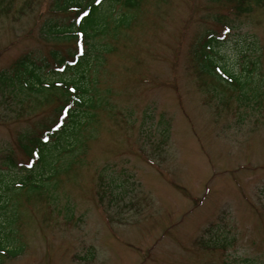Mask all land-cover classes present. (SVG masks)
Masks as SVG:
<instances>
[{
    "label": "rangeland",
    "instance_id": "374dc122",
    "mask_svg": "<svg viewBox=\"0 0 264 264\" xmlns=\"http://www.w3.org/2000/svg\"><path fill=\"white\" fill-rule=\"evenodd\" d=\"M52 2H0V71L26 54L39 64L51 48L74 47L40 37L45 19L71 14L54 15ZM233 6L142 0L120 28L93 38L92 116H78L75 144L68 132L50 148H66L51 180L18 184L28 159L18 137L37 131L57 101L0 94V222L22 248L0 264H264V4L237 15ZM122 12L116 5L112 17ZM211 29L220 71L249 81L243 104L229 80L195 60ZM66 155L72 164L62 169ZM216 234L223 249L207 247Z\"/></svg>",
    "mask_w": 264,
    "mask_h": 264
},
{
    "label": "trees",
    "instance_id": "16d2710c",
    "mask_svg": "<svg viewBox=\"0 0 264 264\" xmlns=\"http://www.w3.org/2000/svg\"><path fill=\"white\" fill-rule=\"evenodd\" d=\"M141 1L53 0L51 12L54 15L69 12L71 14L68 18L65 17L66 21L53 16L45 19L40 29V37L51 40L53 43L71 41L74 47L71 50H66V53L61 52L56 47L51 48L47 57H45L46 60L41 61L39 64L29 54H26L14 60L9 67L0 71V94L4 95L3 98L8 100L11 98L22 102L28 99L31 101L49 99L54 96L57 101V104L53 106L52 116L46 120L44 119L37 131H24L18 137L19 147L28 155L27 161L20 163L19 168L17 167L18 163H15L10 155L2 158L4 163H7V166L19 168L20 171L24 172L22 177L16 180L19 185L30 182H42V178H45V180L54 178V171L57 165L60 164L58 155L65 154L66 148L63 147V149L58 151H56L57 148L53 151L50 148L55 146L60 136L64 137L68 132L74 136V144L80 140L79 131H77L82 122L80 119H87V121L91 119L90 116L92 115L87 111L92 109L95 103V93L93 92V86H91L93 82L86 75L90 61L99 60V49L95 47L92 39L96 36L104 35L107 31L120 28L123 17L127 19L129 16L127 12L136 9ZM230 1L234 4L233 10L236 15L250 12L253 5L264 4V0ZM116 5L124 9L125 12L112 17V11H114ZM217 18H220V16H217ZM219 22L223 25V31H225L224 29L231 27L230 22L232 20L222 21L219 19ZM217 37V31L213 29L211 31L207 30L194 53L196 62L198 61L196 57L200 56L203 69L208 64L214 70L220 68L211 57L214 44L217 43ZM196 52H200L199 55H196ZM59 71H73V75L70 79L64 80L51 78L53 75L58 74L56 72ZM208 71L210 72L211 69ZM216 74L215 77L219 82L229 80L227 85L240 91V96L237 98L240 104L247 102L249 95L243 90L247 84L249 85V81H242L239 76L237 77L225 70H222V75L218 72ZM257 85L254 87L256 88ZM255 88L252 92H249L253 98H256L255 92L258 91ZM36 102L40 103L41 101ZM78 116L81 118H78ZM70 155L62 157L66 161L62 169H67L72 164L73 159L69 158ZM63 160L61 162L62 165ZM49 190L47 189V193ZM33 193L44 192L37 190ZM2 198L3 195L0 194V212L4 214V201L1 203ZM4 223L5 220L0 222V230L2 231L4 230ZM211 240H213L211 247L207 243L208 248L223 249L225 244H227L223 238L220 239L218 234ZM21 249V247L16 246L14 239L7 237L4 230L0 238V255L6 254L9 257H14L21 252Z\"/></svg>",
    "mask_w": 264,
    "mask_h": 264
},
{
    "label": "snow or ice",
    "instance_id": "6c2138e0",
    "mask_svg": "<svg viewBox=\"0 0 264 264\" xmlns=\"http://www.w3.org/2000/svg\"><path fill=\"white\" fill-rule=\"evenodd\" d=\"M85 15H87V13H85Z\"/></svg>",
    "mask_w": 264,
    "mask_h": 264
}]
</instances>
